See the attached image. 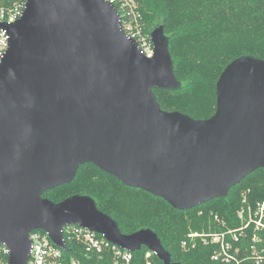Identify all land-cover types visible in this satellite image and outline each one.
I'll use <instances>...</instances> for the list:
<instances>
[{"label": "water", "instance_id": "water-1", "mask_svg": "<svg viewBox=\"0 0 264 264\" xmlns=\"http://www.w3.org/2000/svg\"><path fill=\"white\" fill-rule=\"evenodd\" d=\"M0 29L10 34L0 65V246L10 250L8 264H27L34 231L68 252V225L174 264L156 233H122L92 197H43L81 166L181 211L227 198L264 169V60L232 61L216 84L215 114L196 120L156 100L155 88L181 87L163 26L151 33L152 59L102 0H28L22 18Z\"/></svg>", "mask_w": 264, "mask_h": 264}, {"label": "trees", "instance_id": "trees-1", "mask_svg": "<svg viewBox=\"0 0 264 264\" xmlns=\"http://www.w3.org/2000/svg\"><path fill=\"white\" fill-rule=\"evenodd\" d=\"M152 33L163 26L169 37V51L181 87L154 89L164 111L180 112L196 120L211 118L217 107L216 84L234 60L250 56L264 60V0H136ZM10 6L0 0V8ZM74 195L92 197L103 213L112 217L122 233L140 230L157 234L174 264H218L212 260L214 245L188 239L190 233H209L213 216L232 221L241 200L264 201V169L230 189L227 198H217L191 210L181 211L143 190L124 185L98 167L81 166L75 179L51 189L43 197L60 203ZM202 213V214H200ZM184 241L188 248L183 249ZM66 260L84 264H114L112 255L87 259L81 247L68 244ZM129 264H163L148 248L131 252Z\"/></svg>", "mask_w": 264, "mask_h": 264}, {"label": "built area", "instance_id": "built-area-1", "mask_svg": "<svg viewBox=\"0 0 264 264\" xmlns=\"http://www.w3.org/2000/svg\"><path fill=\"white\" fill-rule=\"evenodd\" d=\"M10 6L0 8V25H12L20 20L28 0H9ZM114 6L119 16L121 30L136 42L142 55L148 59L155 56L151 33L145 28L143 17L136 0H102ZM10 48V34L0 29V65ZM202 214V213H200ZM214 226L209 233H190L188 239L195 247V239L204 245H214L212 260L218 264H264V201L241 200L232 221L213 216ZM31 251L27 264H84L77 258L66 260L65 250L55 245L43 231L30 234ZM63 241L81 247L84 256L102 259L106 253L112 255L114 264H129L132 253L109 242L104 235L89 231L78 225H68L63 230ZM183 249L188 248L184 241ZM10 250L0 246V264H8Z\"/></svg>", "mask_w": 264, "mask_h": 264}]
</instances>
